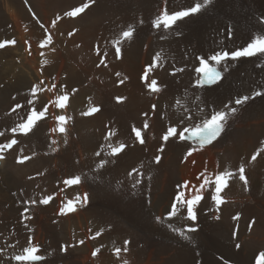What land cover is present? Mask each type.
<instances>
[{
    "label": "bare ground",
    "instance_id": "obj_1",
    "mask_svg": "<svg viewBox=\"0 0 264 264\" xmlns=\"http://www.w3.org/2000/svg\"><path fill=\"white\" fill-rule=\"evenodd\" d=\"M93 1L0 0V43L9 42L0 47V145L18 141L0 153L4 156L0 158V264H173L177 252L192 248L175 232L185 225L198 228L187 237L194 238L208 264H254L264 250V55L227 61L226 67L221 66L222 80L212 87L196 85L200 63L185 67L172 82L164 80L160 91L149 85L164 67H170L163 51L181 50L185 54L181 62H192L193 54L196 61L197 55L231 52L257 35L264 36V0H214L172 29L154 31L145 24L162 14L154 8L163 0H140L152 10L149 18L137 19L121 8L109 9L103 0ZM89 3L93 5L77 17L66 15ZM138 25L135 36L121 42L118 58L113 41ZM46 32L54 34V54L46 59L36 54L37 48L20 51L24 42L44 40ZM158 54L160 59L153 65ZM69 91L70 102L62 108L69 121L65 133L58 135L53 102L56 95ZM243 96L249 100L236 105ZM118 97L122 103L116 102ZM46 105L52 115L45 113L47 118L26 135L11 134L10 128L31 107L39 112ZM93 108L98 110L92 112ZM214 111H226L228 117L224 132L212 144L201 147L178 136L163 140L169 124L177 123L179 132L201 124ZM134 129L141 130L143 143ZM120 143L125 145L123 152L111 155ZM157 156L161 159L156 164ZM240 166L247 184L239 179ZM148 171L153 176L141 183L150 189L147 201L146 190L142 192L136 181L138 173ZM225 171L236 175L220 193L224 203L217 205L212 198L215 185H200ZM77 176L79 183L65 184ZM147 183L149 187L144 186ZM132 190L142 195L133 198ZM181 192L185 200L197 194L203 197L194 206L198 217L194 222L180 203L176 216L168 215ZM79 196L86 200L70 201ZM69 202L78 211L59 214L69 210ZM142 207L148 227L128 220L130 210ZM105 215L116 218L118 238H100L103 250L98 257L83 252L84 247L74 248L75 229L102 222ZM125 221L130 224L127 228ZM128 239L130 245L125 243ZM96 240H86L85 248L92 252ZM14 244L22 250H15ZM62 245L69 246L67 254L56 253ZM27 246L37 247L38 254L47 258L38 263L15 260Z\"/></svg>",
    "mask_w": 264,
    "mask_h": 264
},
{
    "label": "snow or ice",
    "instance_id": "obj_2",
    "mask_svg": "<svg viewBox=\"0 0 264 264\" xmlns=\"http://www.w3.org/2000/svg\"><path fill=\"white\" fill-rule=\"evenodd\" d=\"M214 3V0H202V3H195L194 6L187 7L180 11H172L169 12L167 8L162 12L161 15H159L154 21H153V27L156 29H160L161 27L165 29H172L174 25L177 24L178 21L183 20L184 18L190 17L194 14H198L201 12L205 6ZM89 5L84 4L81 7H77L74 10L66 13L68 16H76L83 12L85 8H87ZM71 35V33H70ZM134 35V29L132 27H128L127 30L123 31L121 34L120 39L113 41V45L115 47V52L117 57H120L121 54V47L120 44L123 40L130 39ZM229 35H231V31L229 30ZM52 40L51 35H49L46 40L42 42V44H48ZM9 43L8 41H5L3 43H0V47L5 46V44ZM11 43H15V41H11ZM97 52L99 54V50L97 49ZM106 55V54H105ZM260 55H264V36L257 35L254 39L250 40L249 43H247L246 46L234 50V51H218L215 54H212L209 59H205L204 56L197 57L200 67L196 68V72L200 74V78L196 80V85L198 87H204V86H211L217 84L224 75V72L221 70V66L226 67V62L229 60L237 61L240 58H248V57H259ZM160 59L159 54L154 57L153 65H155ZM213 62V63H210ZM47 63V61H46ZM153 65H150L151 68ZM183 70V69H181ZM172 74H175V70ZM146 78V77H145ZM149 87L153 91H158L159 88L157 87V81L152 80ZM35 91V89H34ZM255 95H262V93H255ZM68 99L67 96L61 97V102L59 103V107L63 108L64 103L63 101H66ZM122 98L118 97L117 100H121ZM249 100L248 96H243L240 98H237L235 100L236 105H242L243 103L247 102ZM16 107H20V105H17ZM155 109V105H153V110ZM98 109L93 108L92 112L97 111ZM232 114H235L237 109L235 107H232L230 109ZM47 112V105L44 107L41 111H36L33 109L31 113L28 115L27 120L21 124L18 125L17 128H13L12 131L15 133L19 131L22 134H27L31 129L34 127L35 123L42 119L45 116V113ZM228 117V112L226 111H214L213 114L209 119L204 120L201 124H197L195 128H189L184 127L181 131L178 132L177 127L172 126L168 129L167 133L164 135L163 140L167 141L170 137H176L178 136L181 140H191L193 142H198L201 145L211 143L212 141L216 140L225 130L224 125ZM60 122H64L66 118L64 116H60L57 118ZM181 124H183V120L180 121ZM145 128L148 127L147 124L144 125ZM60 132H65V128L61 126L59 128ZM134 132L136 136L140 139V143H143L142 139V133L141 130L134 129ZM185 133H190L189 135L185 136ZM2 134V133H0ZM18 141L13 139L6 145H0V153H2L3 149L6 147L8 149H11L15 144H17ZM125 145H121L120 148L113 149V154L122 151ZM162 151V149H161ZM99 155V153H97ZM259 155V152L256 154ZM256 155H253L252 159H256ZM0 158H2V155H0ZM24 159H27L25 157ZM157 162H159L160 157H156ZM239 179L243 181L245 184H247V177L244 175L245 169L243 166H240L239 168ZM236 173L234 172H221L218 175L215 176L214 181H210L205 179L203 183L200 185L201 188H204L206 186H211L212 184L215 185V193L212 198L216 202L217 205H220L224 203V200L220 193L223 191L224 188L228 186L229 180L235 176ZM80 182V177H74L70 178L65 181L66 184H76ZM85 198H87V194H85ZM51 197L43 200V203H48ZM203 197L199 194L192 197L191 199L185 200L184 199V193L181 192L176 197V202L173 203L171 206V211L168 213L170 217L176 216L177 214V203L183 204L186 206L187 211V218L190 221H196L198 219L197 213L194 209V206L197 205ZM32 203H35V201H32ZM73 210L72 203L69 202V211ZM238 218V217H237ZM157 220L160 218L157 217ZM198 229L195 227H189L188 231L194 232ZM183 235V233H181ZM186 239L188 237H185ZM127 244L128 242L125 241ZM239 247V245H237ZM116 252L119 253L120 249L117 248ZM39 249L37 247H26L24 249L23 255H17L14 257L17 261H41L43 260V257L38 254ZM95 255V253H94ZM261 264H264V257L261 259Z\"/></svg>",
    "mask_w": 264,
    "mask_h": 264
},
{
    "label": "rangeland",
    "instance_id": "obj_3",
    "mask_svg": "<svg viewBox=\"0 0 264 264\" xmlns=\"http://www.w3.org/2000/svg\"><path fill=\"white\" fill-rule=\"evenodd\" d=\"M104 2H106V4H107V6L109 7V9H111V10H117V11H120V10H122L121 12L122 13H124V14H128L129 13V15H132V17H134V18H136L137 19V17L138 18H141V17H146V18H149L148 16L150 15V10H152L150 7H147V6H143V4H144V2L143 1H140V0H103ZM165 3H164V2ZM163 1H161V2H159L157 5H156V7L154 8V10L156 11V10H158V12L160 11V12H163V10H165V8H167L168 9V11L171 9V10H175V11H180L178 8H181L182 6H185L186 8H187V5H189L188 7H190V6H194V4L195 3H202L201 2V0H163ZM200 1V2H199ZM96 2V0L95 1H93V3H95ZM93 3H89L88 5L90 6V5H93ZM161 3H163L162 5H161ZM165 4V6H163ZM174 5V6H173ZM163 7H165V8H163ZM121 8V9H120ZM120 9V10H119ZM144 9V10H143ZM178 9V10H177ZM184 9V7H182V9L181 10H183ZM85 10H86V8H85ZM84 10V11H85ZM170 10V11H171ZM146 11V12H145ZM149 13H148V12ZM169 11V12H170ZM172 12V11H171ZM141 13V14H140ZM194 15H196V14H194ZM140 16V17H139ZM193 16V15H192ZM71 17H77V15L76 16H71ZM188 18V17H187ZM156 18H154V19H152V20H150V21H146L147 23L145 24V26H147V27H149V29L150 30H158V29H154V27H153V21L155 20ZM142 20V19H141ZM262 20V19H261ZM152 23V24H151ZM41 26L42 27H44L43 25H45L43 22H41ZM150 24H151V27H150ZM138 28H141V25H138V26H134V32L136 33L138 30L137 29ZM153 28V29H152ZM163 28V27H162ZM27 30H28V28H26ZM164 30H168V29H165V28H163ZM53 33L52 32H46V35H45V37L47 38L49 35H51V37H52V40H51V42L50 43H48V45H46V44H42V42L44 41V40H46V38H44V40H41V42H39L38 44H32L31 42H24V45L22 46V48L23 49H21L20 51H23V52H25L26 50L27 51H33V50H35V48H37L40 52H39V54L38 53H36L37 55H39L40 57H44V58H48L49 57V55H51V54H54L55 53V48L54 47H52V45L53 44H55V37H54V34L52 35ZM134 36H135V34H134ZM133 38V37H132ZM15 42H17V40H15ZM250 42V41H249ZM29 43V44H28ZM245 45H247V43L245 44ZM245 45H243V46H245ZM14 46V45H13ZM45 46V47H44ZM47 46V47H46ZM50 47V48H49ZM3 48V47H2ZM27 48V49H26ZM46 49V50H45ZM49 49V50H48ZM25 50V51H24ZM47 51V52H46ZM44 53V54H43ZM163 53H166V59H167V61H168V63H170V67H167V69L164 67L163 69H162V72H159V74H157V75H159V77L156 75V81H157V87L159 88V90L158 91H160V90H162V89H164L165 87L163 86L164 85V80L165 81H167L168 79V82L170 81V82H172V79L175 77V75L177 76V77H179V75H180V71H182L181 69H185V67H192V66H194L195 64H198L199 63V61L197 60V57H199V56H201V55H197V57H196V61H195V57H194V54H193V59H191L192 60V62L190 61V60H188V62H187V60L186 61H184V62H181V61H183L184 60V58H183V56L185 55V54H183V51H181V50H166V51H163ZM171 55H173V56H171ZM170 57H172V58H170ZM174 57V58H173ZM176 57V58H175ZM206 59H208V58H210V55L208 56V55H206V56H204ZM174 59V60H173ZM194 60V61H193ZM170 61V62H169ZM172 61V62H171ZM189 62H190V64H189ZM186 63V64H185ZM193 63H194V65H193ZM192 64V65H191ZM199 65V64H198ZM44 66H46V65H44ZM184 67V68H183ZM169 68V69H168ZM177 70V69H179V70H177V71H175V74H172L173 73V71L174 70ZM171 72V73H170ZM178 72V73H177ZM162 74V75H161ZM167 75V76H166ZM164 78H163V77ZM169 76V77H168ZM159 78V79H158ZM163 80V81H162ZM162 82V83H161ZM160 86V87H159ZM162 86V87H161ZM44 91H46V89H43ZM77 90V89H76ZM62 94V95H61ZM56 96H58L57 98H56ZM55 96V99H56V101L55 102H53V105H55V126H54V132L55 133H57L58 135H60V134H63V133H65V132H60L59 131V128L61 127V126H63L64 128L66 127V123H67V121H69V118H67V120H65L64 122H60L57 118L58 117H60V116H65V113H62L63 112V109L61 108V107H59V103L61 102V97H63V96H67L68 97V99L66 100V101H63V103L65 104V106L66 105H68V103L70 102V100L69 99H71V96H72V92L71 91H69V92H67V94L66 93H60V94H58V95H56ZM38 98V97H37ZM60 101V102H59ZM117 103H122L120 100L119 101H116ZM33 109H35V108H33V107H31L30 108V110L28 111V114L26 115V116H24V117H22L21 118V121L19 122V124H21V123H23V122H25L26 120H27V117H28V115L31 113V111L33 110ZM36 111H37V109H35ZM50 111V109L47 107V112H49ZM60 111H61V113H60ZM46 112V113H47ZM49 114H51L50 112H49ZM52 115V114H51ZM210 116H208L207 118H209ZM45 118H47L46 116H44V118H42V119H39L36 123H35V125H34V127L36 126V124L39 122V121H41V120H44ZM51 118H53V117H51ZM206 118V117H205ZM205 118H203V120L202 121H204V120H206ZM2 118L0 117V120H1ZM71 120V119H70ZM202 121H199V122H202ZM73 122V120H71L70 121V123H72ZM173 121H170V123H172ZM19 124H17L15 127L17 128L18 127V125ZM175 124H177V123H175V122H173L172 124H169V128L170 127H172V126H177V125H175ZM187 126H189V125H187ZM15 127H11L10 128V132H11V134H17V132H19V131H17V132H13L12 131V129L13 128H15ZM33 127V128H34ZM33 128L31 129V131L33 130ZM31 131H29V132H31ZM65 131H66V129H65ZM28 132V133H29ZM20 133V132H19ZM27 133V134H28ZM21 135H25V134H22V133H20ZM1 135V134H0ZM59 141V140H58ZM122 145V143H120V144H118V145H116L113 149H117V148H120V146ZM123 150H124V148H123ZM123 150L122 151H119V152H117V153H115V154H112L113 153V150L111 151V155H113V156H118V155H120L122 152H123ZM109 154H110V152H109ZM3 155H6V154H3ZM25 157H27V156H25ZM24 157V158H25ZM4 158V156H2V159ZM22 159V158H21ZM160 159H161V157H160ZM25 160H27V159H25ZM19 161H20V159H19ZM24 161V160H23ZM157 160H156V158H155V161H154V163H158V162H156ZM138 176L139 177H137V181H136V185H137V187H143L142 185H143V183L145 182V181H147L148 179H150L152 176H153V172H151V171H148L146 174H142V172H140V173H138ZM142 177V178H141ZM138 178H139V180H138ZM141 183H142V185H141ZM66 184V183H65ZM149 183H147V184H145L144 186H147ZM141 185V186H140ZM148 187H149V185H148ZM144 189L146 190V192H145V197L144 198H148L149 197V193H150V189H148V188H146V187H143V190H142V192L144 191ZM137 195H142L141 194V192L140 191H136V190H132L131 191V197L132 196H134L133 198H137ZM82 196H79V198H78V200L75 198L74 200H70V201H73V202H76L77 203V201H79V202H82V201H84V200H86L85 198H83ZM41 200V199H40ZM149 199H147V201H148ZM57 201H58V199H57ZM63 203V202H62ZM77 208L76 207H73V210H71V211H69V210H67V209H65L64 211H59L58 213L59 214H61V212H63L64 214H67V213H74V212H77L78 210H76ZM144 207H142V209H134V211H131L130 210V212L128 213V215H129V218L130 219H128L129 221L130 220H135L138 224H140V226H144V227H148V224H147V216H146V211L144 210ZM139 212H140V214H139ZM142 212V213H141ZM106 214L107 213H109V212H105ZM110 213H111V211H110ZM135 214V215H134ZM138 214V215H137ZM142 214V215H141ZM108 215V214H107ZM107 215H105L106 217H105V219L102 221V222H100V221H93L92 223H90L89 225L90 226H88V225H80L79 227H77L76 229H75V231L77 232V233H75V231H74V233H75V235H76V238H78L77 239V243L75 242V244H74V248L75 247H78V248H80V249H83V248H81V247H84V249H83V252L85 251H87V253H89V254H93L94 255V253H95V257H98V254H100V252H102V246H101V243H100V241H99V239L100 238H118V236H115V235H117L116 234V232H115V228L117 227V224H116V222H117V220H116V218L114 217V218H110L109 219V216L107 217ZM139 215H140V218H139ZM84 218V215H82V216H80V218H79V220H81V219H83ZM107 218V219H106ZM109 219V220H108ZM142 219H144L143 221H142ZM75 220L76 221H78L77 220V218H75ZM108 220V221H107ZM110 220H112V221H110ZM139 221V222H138ZM100 222V223H99ZM113 222V223H112ZM125 222H127V224L126 225H123V226H126L125 228H127L128 226H130V224H129V222L128 221H125ZM124 222V223H125ZM145 222V223H144ZM97 223H99V224H97ZM105 223V224H104ZM107 223V224H106ZM118 223V222H117ZM111 224V225H110ZM93 227H92V226ZM99 225V226H98ZM105 225V226H104ZM111 227V228H109V227ZM186 226V225H185ZM185 226H183L182 227V229H180V232L178 233V231L175 229V232H176V234L179 236L180 234H181V232L183 233V237L181 236H177L178 238H184V239H186L185 237H187V235H191V234H195V233H197V231H195V232H190V231H188V228L190 227V225H187L186 227ZM106 227H108V228H106ZM192 227V226H191ZM193 227H195V226H193ZM118 228V227H117ZM196 228V227H195ZM95 229V230H94ZM110 229V230H109ZM198 229V228H197ZM112 230V231H111ZM89 231V232H88ZM92 231V232H91ZM107 231V232H106ZM125 231V230H124ZM109 232V234H107ZM189 234H188V233ZM85 233H86V236H85ZM111 233V234H110ZM127 233V235H126V238H129V233L127 232V231H125V234ZM187 233V234H186ZM77 234H79L80 236H78ZM113 234V235H112ZM176 234H175V236H176ZM74 235V234H73ZM90 235V236H89ZM111 235V236H110ZM87 238V239H86ZM90 238V239H89ZM96 238H97V240H96ZM82 241H80V240ZM193 239V240H192ZM187 238L186 240V242L189 244V245H192V248L190 249H184V250H180L179 252H177L178 254L174 257L175 259V261H174V263L173 264H208V262H207V260L205 259V257H204V253L201 251V249L197 246V245H195L194 243H195V241H194V238ZM86 240H92L91 242H93L94 240H96L95 241V245L94 246H92V247H94V248H91V250H92V252H90L89 251V248H85V242H86ZM98 241V242H97ZM128 243V245H130V239H128V241H127ZM81 243V244H80ZM98 243V244H97ZM100 243V244H99ZM193 243V244H192ZM94 244V243H93ZM98 245V246H97ZM14 246H16V247H14ZM63 247H64V249H62L61 248V250L59 249V247L56 249V253L57 252H59V251H61L62 252V254H67L69 251H70V248H69V246L68 245H62ZM101 246V247H100ZM197 246V247H196ZM13 248H17V249H15V250H18V251H21L22 250V248L20 247V246H18L17 244L15 245H13L12 246ZM28 247V246H27ZM31 247H33V246H31ZM26 248V247H25ZM59 249V250H58ZM99 249H102V250H99ZM62 250H64V251H62ZM47 251V250H46ZM80 251H82V250H80ZM95 251V252H94ZM60 252V253H61ZM98 252V253H97ZM120 253H121V250H120ZM120 253H118L117 255H120ZM91 254V255H92ZM87 255V254H86ZM122 257H123V255H121ZM124 257H125V254H124ZM123 257V258H124Z\"/></svg>",
    "mask_w": 264,
    "mask_h": 264
}]
</instances>
